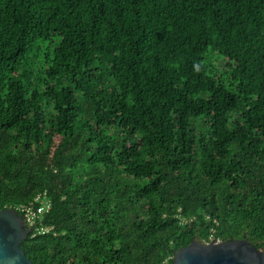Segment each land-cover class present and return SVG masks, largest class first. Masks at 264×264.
<instances>
[{
    "label": "trees",
    "instance_id": "1",
    "mask_svg": "<svg viewBox=\"0 0 264 264\" xmlns=\"http://www.w3.org/2000/svg\"><path fill=\"white\" fill-rule=\"evenodd\" d=\"M40 192L36 264L264 250V0H0V209Z\"/></svg>",
    "mask_w": 264,
    "mask_h": 264
},
{
    "label": "water",
    "instance_id": "2",
    "mask_svg": "<svg viewBox=\"0 0 264 264\" xmlns=\"http://www.w3.org/2000/svg\"><path fill=\"white\" fill-rule=\"evenodd\" d=\"M32 230L15 208L0 209V264H36L21 246ZM173 264H264V250L245 238L194 240L176 252Z\"/></svg>",
    "mask_w": 264,
    "mask_h": 264
},
{
    "label": "built area",
    "instance_id": "3",
    "mask_svg": "<svg viewBox=\"0 0 264 264\" xmlns=\"http://www.w3.org/2000/svg\"><path fill=\"white\" fill-rule=\"evenodd\" d=\"M52 201L47 192H40L34 200L20 203L15 208L25 219V222L38 233H46L49 228L43 225L44 215L50 210ZM214 241V240H213ZM217 240L215 242H218Z\"/></svg>",
    "mask_w": 264,
    "mask_h": 264
},
{
    "label": "flooded vegetation",
    "instance_id": "4",
    "mask_svg": "<svg viewBox=\"0 0 264 264\" xmlns=\"http://www.w3.org/2000/svg\"><path fill=\"white\" fill-rule=\"evenodd\" d=\"M25 224H26V222H25Z\"/></svg>",
    "mask_w": 264,
    "mask_h": 264
}]
</instances>
